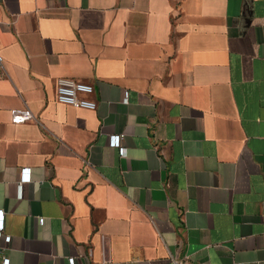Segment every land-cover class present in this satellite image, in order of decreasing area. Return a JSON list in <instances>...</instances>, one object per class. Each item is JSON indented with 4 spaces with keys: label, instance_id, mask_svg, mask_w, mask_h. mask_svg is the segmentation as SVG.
Instances as JSON below:
<instances>
[{
    "label": "crops",
    "instance_id": "crops-1",
    "mask_svg": "<svg viewBox=\"0 0 264 264\" xmlns=\"http://www.w3.org/2000/svg\"><path fill=\"white\" fill-rule=\"evenodd\" d=\"M0 55V264H264V0H0Z\"/></svg>",
    "mask_w": 264,
    "mask_h": 264
},
{
    "label": "built area",
    "instance_id": "built-area-1",
    "mask_svg": "<svg viewBox=\"0 0 264 264\" xmlns=\"http://www.w3.org/2000/svg\"><path fill=\"white\" fill-rule=\"evenodd\" d=\"M4 70V59L0 55V73ZM95 88L91 83L79 82L72 79L61 78L56 82V101L60 104L72 106L77 109L96 110L97 102L92 98ZM34 118L33 112L29 108L17 111L13 116V122L16 124L25 123ZM111 146L120 149L122 156L125 155L126 149L122 145V135L111 137ZM30 180V169L23 170V177L20 185ZM4 211H0V238L4 236ZM44 224V219H41ZM11 237H6V241L10 242ZM175 264H188L185 260H175ZM4 264H9V260H5ZM71 264H75L74 261Z\"/></svg>",
    "mask_w": 264,
    "mask_h": 264
}]
</instances>
